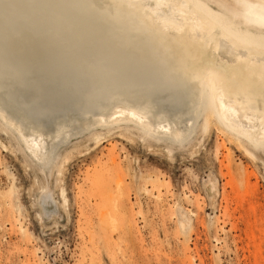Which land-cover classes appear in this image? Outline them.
Wrapping results in <instances>:
<instances>
[{"label": "rangeland", "instance_id": "obj_1", "mask_svg": "<svg viewBox=\"0 0 264 264\" xmlns=\"http://www.w3.org/2000/svg\"><path fill=\"white\" fill-rule=\"evenodd\" d=\"M77 1L0 0V22L12 29L0 33L37 38L48 69L60 72L48 73L25 101L28 117L50 128L93 115L113 73L122 76L110 64L111 83L90 78L65 60L127 46L98 41L109 35L122 45ZM11 54L0 62L32 63ZM192 123L181 141L152 139L122 123L93 125L52 166L0 125V264H264V143L228 128L210 99Z\"/></svg>", "mask_w": 264, "mask_h": 264}, {"label": "bare ground", "instance_id": "obj_2", "mask_svg": "<svg viewBox=\"0 0 264 264\" xmlns=\"http://www.w3.org/2000/svg\"><path fill=\"white\" fill-rule=\"evenodd\" d=\"M77 3L98 13L122 45L109 35L100 34L98 41L127 46L125 50L101 48L88 56H66L65 60L73 62L83 76L103 81L112 75L111 65L119 66L122 74L113 73L114 84L110 77L112 86H108L107 96L96 94L101 97H96L94 114H83L78 121L65 123L67 129L42 126L26 113L25 101L38 95L34 93L38 90L35 86L48 73H58L48 69L40 40L20 32L0 33V55L14 52L24 59L31 58L32 62L26 66L0 62V125L15 134L22 147L43 165H56L60 149L93 125L122 123L152 139L181 141L190 136L192 122L207 99L228 128L254 144L264 143V5L250 0H78ZM209 3L216 10L208 11ZM10 27L6 21L0 22V30H12ZM124 38L129 40L127 44L123 43ZM99 88L102 91L104 87ZM166 98L171 102H165Z\"/></svg>", "mask_w": 264, "mask_h": 264}]
</instances>
